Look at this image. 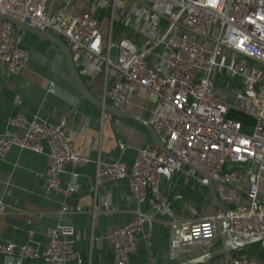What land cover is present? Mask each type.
<instances>
[{
    "label": "built area",
    "instance_id": "1",
    "mask_svg": "<svg viewBox=\"0 0 264 264\" xmlns=\"http://www.w3.org/2000/svg\"><path fill=\"white\" fill-rule=\"evenodd\" d=\"M62 1L73 6L76 0ZM96 1L85 0L74 12L41 0H0V14L59 36L72 51H87L91 62L103 67L105 79L114 68L117 76L103 85V100L129 105L138 89L148 90L147 119L175 157L158 146H142L130 163L122 157L97 162L96 183L124 179L136 203L129 218L107 235L116 263L127 262L136 248V233H149L157 220L169 225V260L212 248L226 230L264 232V0H112L106 21L94 12ZM117 4L122 13L116 17ZM114 19L122 28L117 35ZM223 49L232 51V56L221 54ZM241 56L244 65L239 67ZM27 58L28 50L20 44L13 23L2 19L0 59L7 70L18 72ZM79 71L88 73L86 67ZM217 71L232 79L243 75L234 93L236 104L218 96L213 84ZM242 113L253 118L246 129L239 118ZM6 122L21 131L0 132V157L12 146L45 153L46 166L40 173L44 189L65 194L77 190L76 172L66 184L62 182L64 166L88 162L90 157L73 144L65 115L50 122L16 111ZM118 145L124 147L122 141ZM162 163L171 174L181 171L208 186V177L196 169L202 168L217 182L216 193L229 208L174 215L168 194L160 189ZM227 185H232L236 199H229ZM102 207L114 210L106 200ZM5 208L0 200V213ZM77 209L63 205L60 211ZM75 240V226L57 222L42 246L33 240L16 243L0 238V253L8 264L25 259L67 264L76 257ZM210 264L264 262L233 256Z\"/></svg>",
    "mask_w": 264,
    "mask_h": 264
},
{
    "label": "crops",
    "instance_id": "2",
    "mask_svg": "<svg viewBox=\"0 0 264 264\" xmlns=\"http://www.w3.org/2000/svg\"><path fill=\"white\" fill-rule=\"evenodd\" d=\"M41 1L49 7L62 6L74 12L85 2L76 0L71 6L63 4L62 0ZM13 25L16 33V25ZM17 36L20 44L28 50V58L15 73L7 70L6 63L0 59V132L21 131L20 126H9L6 122L7 117L16 111H22L28 117L37 114L50 122H57L65 115L72 130L73 144L90 160L64 166L62 182L66 184L71 172H76V191L67 194L46 191L40 179V173L46 166V154L12 146L5 156L0 157V200L6 205L5 211L0 213V238L16 243L33 240L42 246L54 224L71 223L76 229V257L67 264H117L107 235L129 218L136 203L126 180L104 179L96 183L97 162L122 157L130 163L140 147L157 146V143L141 121L103 110L83 97L56 42L25 29H20ZM72 52L79 69H88V73H81L83 80L95 96L102 98V87L115 80L116 70L109 69L105 79L103 67L94 65L87 51ZM239 75V79H221L222 74L217 71L213 84L216 90L218 85L231 84L235 93L242 84L243 75ZM116 105L147 117L151 100L148 90L140 88L129 105ZM118 141L124 143L123 148L119 147ZM160 189L167 191L173 214L177 217L212 213L218 209L212 205L199 206L204 199H210L208 186H203L184 172L176 171L169 179L163 174ZM224 189L230 200L236 199L232 185ZM202 190L205 193L203 200ZM177 194L181 196H175ZM103 200L111 203L114 210L103 209ZM63 205L79 206V209L62 212ZM136 240V248L125 264H173L200 253L193 252L169 260V225L165 221H155L149 233L145 230L137 232ZM233 256H247L264 262V240L236 248ZM0 264H8L2 253ZM20 264L48 263L43 259H25Z\"/></svg>",
    "mask_w": 264,
    "mask_h": 264
},
{
    "label": "water",
    "instance_id": "3",
    "mask_svg": "<svg viewBox=\"0 0 264 264\" xmlns=\"http://www.w3.org/2000/svg\"><path fill=\"white\" fill-rule=\"evenodd\" d=\"M0 19L3 20H9L13 24L16 25V34H18V31L20 29H25L28 31H31L33 33H36L42 37H45L47 39H50L54 42H56L60 48L62 49L64 56L70 66L72 75L74 76L77 84L79 85L83 97L88 99L93 104L97 105L98 107L102 108L103 110L117 113L120 115L128 116L131 118H134L136 120L141 121L147 129L150 131L151 135L155 139L158 149L164 150L167 152V154L171 155L173 158L175 157L168 149H166L164 142L161 140L159 133L157 130L153 127V125L148 121L147 117L140 115L136 112L130 111L128 109L122 108L115 103L107 102L106 100H103L102 98H99L95 96L91 90L89 89L86 82L83 80L82 74L79 71V63H77L74 60V54L70 47L65 43V41L60 38L59 36L45 30V29H38L34 26L28 25L24 21L8 14H0ZM158 169L166 176L167 179H169L171 172L168 170L165 164H159ZM196 169L202 174L208 177V189H209V195L210 199L208 200V203L212 206L219 207L221 209H228L229 205L225 203L221 198L218 197L216 193V189L218 188V184L215 180H213L202 168L196 167ZM164 193H167L165 190ZM177 197L181 196L180 194L175 195ZM202 202V201H201ZM258 240H264V232H258V233H247V232H238V231H232V230H226L221 233L219 238V244L200 253L196 254L192 257H189L187 259H184L182 261H178L173 264H210L212 261H217L218 258L224 257L229 260L233 257V250H235L238 247H241L243 245H246L248 243L258 241Z\"/></svg>",
    "mask_w": 264,
    "mask_h": 264
},
{
    "label": "rangeland",
    "instance_id": "4",
    "mask_svg": "<svg viewBox=\"0 0 264 264\" xmlns=\"http://www.w3.org/2000/svg\"><path fill=\"white\" fill-rule=\"evenodd\" d=\"M112 0H97L96 4L94 5V12L98 13L100 15V17L106 21L109 19L110 14L112 12V4H111ZM49 6V5H48ZM122 13V9H119V4L116 5V9H115V16L117 17V15L120 14L121 16ZM113 29H114V34L117 35L118 31L121 30V26H120V22L119 20L114 19L113 22ZM115 54V48H112V55ZM221 54L223 55H227L228 57L232 56L233 52L228 50V49H223L221 51ZM244 65V60L243 57L241 56L239 58V67ZM240 75H237L236 78L234 79H239ZM233 77L230 76H222L221 79H232ZM217 92L218 94L226 101H228L231 104H236L237 100L234 94V90H233V86L230 84V86H217ZM253 121V120H252ZM249 124H251V122H247ZM247 123L245 124V126L243 125V129H246ZM244 124V123H243ZM202 200L204 199V190H202ZM206 202V203H205ZM207 206L210 205L208 203V200H203V203L199 204V206Z\"/></svg>",
    "mask_w": 264,
    "mask_h": 264
},
{
    "label": "trees",
    "instance_id": "5",
    "mask_svg": "<svg viewBox=\"0 0 264 264\" xmlns=\"http://www.w3.org/2000/svg\"><path fill=\"white\" fill-rule=\"evenodd\" d=\"M234 112H230V115H232ZM241 120H243V123H244V126H245V124L247 123V122H252V120H253V118L251 117V116H249V115H247V114H244V113H242V114H240V117H239ZM216 245H218L219 244V240H217L216 241V243H215ZM215 245V246H216Z\"/></svg>",
    "mask_w": 264,
    "mask_h": 264
}]
</instances>
